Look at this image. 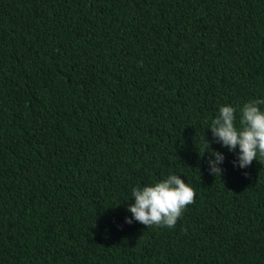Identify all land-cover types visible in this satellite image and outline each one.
Returning a JSON list of instances; mask_svg holds the SVG:
<instances>
[{"label":"trees","instance_id":"trees-1","mask_svg":"<svg viewBox=\"0 0 264 264\" xmlns=\"http://www.w3.org/2000/svg\"><path fill=\"white\" fill-rule=\"evenodd\" d=\"M254 98L264 0H0V264H264V163L208 128ZM169 174L176 226L126 223Z\"/></svg>","mask_w":264,"mask_h":264},{"label":"clouds","instance_id":"clouds-1","mask_svg":"<svg viewBox=\"0 0 264 264\" xmlns=\"http://www.w3.org/2000/svg\"><path fill=\"white\" fill-rule=\"evenodd\" d=\"M264 98H254L245 102L239 109L231 104L221 105L211 120L210 128L213 138L230 151L237 153L234 166L246 169L254 160L264 163ZM238 149V151H237ZM201 156L210 153L209 171L216 177H222L224 154L211 148V141L206 137L201 148ZM195 189L181 176L169 174L153 184L133 187L131 197L134 203L127 210L132 214L126 223L133 221L146 225L174 228L178 219L190 204L195 203ZM186 231V229H185Z\"/></svg>","mask_w":264,"mask_h":264}]
</instances>
